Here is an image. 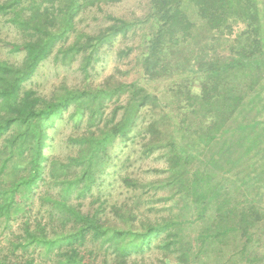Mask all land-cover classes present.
Masks as SVG:
<instances>
[{
  "label": "trees",
  "instance_id": "1",
  "mask_svg": "<svg viewBox=\"0 0 264 264\" xmlns=\"http://www.w3.org/2000/svg\"><path fill=\"white\" fill-rule=\"evenodd\" d=\"M100 1L119 0H0V28L6 22L20 40L8 45L10 52L24 54L21 65L0 58V142L11 132L0 150V225L11 230L23 222L20 236L7 237L0 264H166L162 258L146 261L153 249L181 264H199L210 241L215 249L206 251L204 264H264V254L246 247L255 232L264 234V24L258 0H150L144 19L108 16L113 24L104 30H77L79 14ZM198 27L209 34L204 46ZM139 31L136 64L148 83L167 84L165 97L115 77L96 88L65 89L51 99L28 88L56 50L65 63L80 57L87 78L102 47ZM224 43L228 53L219 55ZM123 98L124 106L103 122L108 104ZM72 107L77 124L87 114L88 130L68 139L72 154L66 161L48 165L52 175L76 179L55 183L56 195L41 199L40 219L25 220L46 180L48 128ZM138 134H144L145 158H161L166 177L153 182L126 175L120 182L134 193L164 192L159 200L181 197L190 204L207 227L188 245L183 223L144 220L140 202L112 205L116 221L109 224L105 209L83 213L71 203L106 182L114 148H128ZM56 222L63 230L52 236L48 225ZM227 243L241 250H226Z\"/></svg>",
  "mask_w": 264,
  "mask_h": 264
},
{
  "label": "rangeland",
  "instance_id": "2",
  "mask_svg": "<svg viewBox=\"0 0 264 264\" xmlns=\"http://www.w3.org/2000/svg\"><path fill=\"white\" fill-rule=\"evenodd\" d=\"M258 2L260 5L262 22L264 24V0H258ZM150 8V0H119L118 2L107 4L101 1L95 2L94 5H90L76 18V29L87 33H96L104 30L111 23L113 24V21H109L107 18L108 16L131 22L144 19L150 13ZM5 24L6 25H2L0 28V58L14 65H21L24 60V54L11 53V48L8 47L9 44L20 41L17 31L6 22ZM147 30L148 28L145 29V31ZM142 35L143 31H139L136 36H119L115 40H112L111 43L102 47L100 62L90 71V76L87 78L81 70L80 57L71 64L68 62L65 63L56 50V52L39 67L32 82L28 85V88L35 90L39 96L51 99L70 89H83L88 86L96 88L106 83L110 77H115L116 81L122 83L138 81L150 91L157 93L163 98L166 96L164 90L167 84L163 82L148 83V81L143 78L140 73V68L136 64V58L141 53L139 45ZM196 36L199 38L197 39L201 46H204L207 39H209V34L202 27H198ZM227 44L228 43H224V45L218 48L217 53H219V55H227ZM121 52L127 53L128 56H120ZM194 90L199 93L201 91L200 85L195 84ZM124 104V98L117 103L108 104L105 109V114L102 117L103 122L110 117L112 118L114 111L118 107L124 106ZM76 114L75 107L69 108V110L63 113L61 119H58L53 126L48 128L50 137L47 140L45 154L50 157V160L46 163V180L40 183V186L36 189L33 200L34 205L28 209L29 213L26 215L25 220L30 219L34 221L36 218L40 219L38 216L43 214L39 212L42 210L41 199L47 198L49 195H56L55 193L58 191L59 187L56 186L55 183L76 179L73 174L62 177L60 175L61 172H56L52 175L49 169L51 162L56 161L57 164L61 165L62 162L66 161L68 156L72 154L67 142L68 139L73 137L76 138L77 134H83L88 130L89 118L87 114L80 124L76 123L78 122V118L75 116ZM122 114L123 110L118 111V118ZM91 129L95 130L96 127L93 126ZM10 134L11 132L5 136L4 140L7 139ZM132 137L134 141L131 142L132 145H129L128 148H125L122 144H117L114 148L112 152L113 161L105 177L107 179L106 182L100 184L98 187L95 186L92 192L85 198L80 200L72 199V205L83 213L88 211L94 212L97 208L100 210L102 208L105 209L106 215L103 216L104 222L109 224V222L113 223L116 221V217L112 214V205L133 206V202H140L139 210L137 209V211L141 216H144V220L149 219L153 223H161L164 219L171 218L183 223L182 231L185 236L183 240L188 245V243L194 241L198 231H201L204 226L207 227L204 221H199L197 216H195L194 209L190 204L188 205L181 197H175L168 201H163V199L159 200L160 195L165 196L167 194L164 192H158L154 196L144 192L145 190L136 191V193H134L132 190L129 191L125 186H122L120 179L122 176L126 175L139 178L143 181L153 182L166 177V175L161 172L165 167L163 160L158 158L157 155L146 159L142 153L141 147L142 143H144V134H138L136 138H134V136ZM4 140L0 142V150L5 144ZM240 201H242L241 198ZM21 227H23L22 220L15 223L11 230H5L4 227L0 225V250L8 248V236L13 234L11 238L15 239V236L21 235L23 232L20 229ZM68 228H71V224ZM62 230L63 226L59 222L48 225V233H51L52 236L59 234ZM231 240L232 239L225 238L223 241L228 242ZM157 243L158 241H156V245ZM242 243L243 246H245V243L241 242V245ZM241 245L238 246L236 244L227 243L223 248L226 250L232 249L234 253H239ZM246 247L255 249L258 251L256 253L259 255L264 254V234L260 235L255 232L251 242H249ZM214 249L215 246L212 244V241H210L199 264L205 263V258L208 257L206 251L211 254V251ZM194 250H196V248H194ZM256 255L257 254H252V258ZM145 257L148 263H157L158 258H162L166 264H181L175 256L164 258L161 256L159 250L156 249L145 254ZM97 263H101L99 258ZM47 264H52V262Z\"/></svg>",
  "mask_w": 264,
  "mask_h": 264
}]
</instances>
